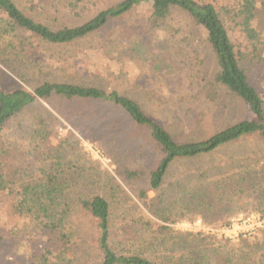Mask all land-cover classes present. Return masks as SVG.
Segmentation results:
<instances>
[{
  "label": "trees",
  "instance_id": "16d2710c",
  "mask_svg": "<svg viewBox=\"0 0 264 264\" xmlns=\"http://www.w3.org/2000/svg\"><path fill=\"white\" fill-rule=\"evenodd\" d=\"M23 1L0 0V257L18 264L25 246L33 264H264V226L236 240L173 228L198 220L228 227L254 193V213L264 215V0H119L94 11L76 0L70 14L89 15L62 26L44 14L53 5ZM144 6L149 32L169 31L174 13L185 18V29L171 31L185 34L193 60L181 67L182 49L156 59L167 77L148 100L109 87L102 73L95 81H52L43 70L31 77L27 65L42 67V46L98 35ZM142 46L144 55L161 52ZM44 103L111 162L144 207L95 162L80 165L87 155L74 133L49 146L59 118ZM208 121L222 122L208 133ZM249 141L252 152H231Z\"/></svg>",
  "mask_w": 264,
  "mask_h": 264
},
{
  "label": "rangeland",
  "instance_id": "374dc122",
  "mask_svg": "<svg viewBox=\"0 0 264 264\" xmlns=\"http://www.w3.org/2000/svg\"><path fill=\"white\" fill-rule=\"evenodd\" d=\"M20 1L21 3L23 2L24 5H27L25 1ZM117 1L119 0H82L80 5H90L91 7L89 9L94 11L97 8L105 9L107 6L115 4ZM74 2H76V0H43L39 5H59L58 13H55V9L51 6V8L44 14L49 15L51 19H56L53 22H49L51 25L62 26L65 24L72 25L78 22H83L89 15V12L87 11L80 17H74L70 14L71 11L66 5H71ZM220 2L224 4L227 3L226 0H220ZM93 5L97 8H93ZM150 14V7L144 6L136 9L129 15L113 21L98 35H93L87 39L61 47L42 46L37 58L40 60L39 65H42V67L37 68L27 65L30 67L31 77L38 79L40 77L38 71L43 70L45 76L52 81L64 77L67 79L74 74L78 79L84 78L89 81H95V76L102 73V77L106 79L109 87H115L119 91L131 95L140 102L148 100L149 97L146 96L148 92L153 91L154 89L162 90V88L165 87L163 85L165 84L164 77H167V65L165 64L168 62L165 53L171 51L176 52L177 50L182 49L185 52V55L175 58L178 62L182 61L181 67L188 64L191 66L193 63L189 47L182 42V38L185 34L181 32L179 35L173 36L171 31L172 29H185L188 26H186L185 18L180 13H174L171 21L165 26L170 32L165 28L164 31L161 32H149L150 26L148 25V19ZM38 17L40 16L38 15ZM110 39L114 41L113 49L112 47H106V43L110 41ZM143 43L157 46L161 49V52L151 49L144 55L142 53L144 51V45L142 46ZM163 57H165L167 61L162 64L158 63L156 59L160 58L163 60ZM211 63L212 62L208 59V67L206 71L212 68ZM98 69H100V71H98ZM4 70L7 72L6 69ZM2 78L3 77L1 76V79ZM13 79L20 83L25 89L32 92V88L29 85L15 78ZM162 94L164 96V90L162 91ZM44 105L59 118L57 135L50 138L49 146L56 148L62 140L69 137L70 133H74L83 144V148L87 155L85 160H83L84 162H81L80 165L92 166L90 161L95 162L100 168L98 174L104 175L106 172L110 173L113 178H116H114L115 181L125 190L133 202L135 201L139 206L144 207L137 199L135 192L131 188H128L122 183L120 178L117 177L111 162L104 158L100 151L94 148L92 144L84 140L81 132L73 128L70 120L59 116L56 112L52 111L49 105L45 103ZM238 111V115L242 116L243 113L241 114V106H239ZM221 122L222 121H217V123H214V121H208L205 125V127L209 129L208 133L215 130L217 125H220ZM186 131L187 130L184 132ZM179 135L180 133L176 131L177 139H179ZM250 142L252 141L245 142V146L237 145L231 149V152H240L241 150H250L252 152L257 147ZM153 196V193H149L150 199ZM256 200H258V195L255 193L250 194L248 198L240 201L241 205L246 207L244 211H237V213L234 211L228 215L229 217L225 216L226 220L231 217L229 226L232 224L233 220L239 219L234 223L235 229L226 230V234L224 233V229L227 225L224 227H218L216 225L212 226L203 223L201 220H198L195 223H178L174 225L173 228L180 231L216 234L227 238H230L228 236L230 235L236 240L237 238L235 237V234L241 235V233L245 231H250L249 233H252L261 227L264 215L254 213L253 207L257 203ZM260 217L263 219H260ZM260 229H263V227ZM4 253V258L0 257V264H15V262H12L15 258L9 253ZM18 254L19 257L17 258V261L20 264H33L32 259L29 257L30 253L26 251L25 246H22V248L18 250Z\"/></svg>",
  "mask_w": 264,
  "mask_h": 264
},
{
  "label": "built area",
  "instance_id": "2783aa9c",
  "mask_svg": "<svg viewBox=\"0 0 264 264\" xmlns=\"http://www.w3.org/2000/svg\"><path fill=\"white\" fill-rule=\"evenodd\" d=\"M260 219H263V218L260 217ZM237 220H239V219H235V220H233V222H232V224H231L230 226L225 227V229H224V233H225V234H226V230L235 229L234 223H235ZM243 220H245V219H243ZM247 220H251V219H247ZM263 222H264V220H262V225H261L260 228H262V227L264 226ZM260 228H259V229H260ZM256 231H257V230H256ZM249 232H250V231H249ZM249 232H247V231L242 232L241 235H243V236H250V235H252V234L254 233V232H252V233H249ZM241 235H239V234H235V237L238 239ZM228 236L230 237V239H233V238H234V237H231L230 235H228ZM233 240H234V239H233Z\"/></svg>",
  "mask_w": 264,
  "mask_h": 264
}]
</instances>
